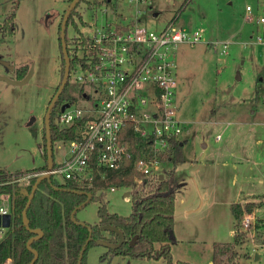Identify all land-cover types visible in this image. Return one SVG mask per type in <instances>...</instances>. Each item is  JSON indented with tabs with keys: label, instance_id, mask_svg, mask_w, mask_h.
<instances>
[{
	"label": "rangeland",
	"instance_id": "obj_1",
	"mask_svg": "<svg viewBox=\"0 0 264 264\" xmlns=\"http://www.w3.org/2000/svg\"><path fill=\"white\" fill-rule=\"evenodd\" d=\"M185 1L144 0L135 4L128 0H109L93 3L90 8L81 4L86 24L76 20L80 30L88 31L89 22L111 21L117 13L130 16L139 8L140 19L153 29L162 28L179 13L178 25L203 33L202 41L195 45L181 44L176 49L179 114L186 122L181 140H187L183 147L185 161L178 167L177 174L180 168L189 185L177 196L175 222L177 214L180 228L192 226L195 231H203L201 240L176 245L175 256L192 264H210L211 239L233 240L230 230L235 228L236 219L232 211L228 206L213 204L222 191V181H217L215 172L224 170L215 167H221L228 157L237 165L238 173L235 183L230 176L227 180L231 200L239 189L244 190V194L261 195L255 201L260 206L253 211L257 212L255 226L246 231L247 241L240 248L241 260L251 258L248 264H264V45L243 44L256 29L253 22L245 19L246 6L251 4L256 14H262L264 0H188L183 7ZM11 4V0H0V22ZM16 5L14 33L2 35L0 32V168L11 173L38 167L44 162L38 143L43 141L46 108L61 80L58 25L68 1L18 0ZM66 33L68 36L77 33L71 22ZM215 39L232 41L229 53L215 49L210 42ZM23 62L32 66L30 78L23 83L10 80L14 66ZM72 79L73 72L70 84ZM72 92L78 94L76 86L72 87ZM93 100L81 97L78 104L91 105ZM253 109L258 110L256 114L251 113ZM67 148L65 142L54 143V160L60 159ZM215 156L220 157L219 164H214ZM170 168V162L161 163L159 172L154 175L161 174L164 178ZM138 177L134 178L136 184H140L136 182ZM261 179L263 183L259 182ZM125 190L130 193L132 189L116 187L114 191H106L111 212L120 215L131 212L130 198L125 200L123 196ZM203 199L204 205H201ZM197 201L200 209L186 215L185 209L194 207ZM97 205L88 203L76 212V218L93 223L97 220ZM210 232L215 234L210 236ZM106 249L101 244L91 246L86 252V263L168 264L165 258L123 255H116L109 262L102 261L99 256ZM256 252L261 255L257 261ZM247 253L251 257H245ZM173 259L175 262L174 255Z\"/></svg>",
	"mask_w": 264,
	"mask_h": 264
},
{
	"label": "built area",
	"instance_id": "obj_2",
	"mask_svg": "<svg viewBox=\"0 0 264 264\" xmlns=\"http://www.w3.org/2000/svg\"><path fill=\"white\" fill-rule=\"evenodd\" d=\"M128 1L139 4L144 0ZM245 19L253 22L256 29L243 44L264 45V13L256 14L254 7L247 4ZM86 28L89 30L72 35L76 37L67 44L73 58L69 75L73 72L72 82L83 86L81 95L55 118L59 128L75 126L74 138L66 142V152L49 173L83 190L93 187L96 174L105 178L106 171L119 169L125 158L131 156L126 137L129 132L149 141L147 151L135 162L140 173L136 182H147L161 168L158 154L170 146L172 138L181 139L185 128L186 122L179 114L176 49L181 44L195 45L202 41L203 33L199 29H184L176 19L153 29L140 19L139 8L130 16L117 13L111 21L89 22ZM210 42L227 54L232 41ZM81 97L94 100L91 105L81 106L78 104ZM46 172L47 168L11 173L0 185L28 183ZM115 189L111 186L107 190ZM129 198L124 196L125 200ZM6 216L7 226L3 224ZM256 219L255 212L245 211L241 229L254 228ZM10 223L11 197L0 192V241ZM2 264H12L11 258L6 257Z\"/></svg>",
	"mask_w": 264,
	"mask_h": 264
},
{
	"label": "trees",
	"instance_id": "obj_3",
	"mask_svg": "<svg viewBox=\"0 0 264 264\" xmlns=\"http://www.w3.org/2000/svg\"><path fill=\"white\" fill-rule=\"evenodd\" d=\"M16 1L18 0H12L10 9L0 22L2 35H12L14 33ZM67 1L68 4L71 2V0ZM102 1L109 2V0H77L68 15L66 27L71 22L76 31L81 33L79 22L83 25L86 22L83 19L80 5L85 4L90 8L93 3L100 4ZM187 1L184 2L183 7ZM177 15L172 19H176ZM61 19L58 32L60 31ZM66 27L65 38L68 44L75 36H68ZM58 43L61 51L60 76L62 78L64 58L59 35ZM68 53L70 56L69 51ZM72 63L73 58L70 57V67ZM28 68L29 64L27 62L17 64L13 68L14 74L11 77L21 79ZM73 86V82L70 84V75H68V80L51 111L50 135L53 165H55L54 143L58 141L66 143L74 138L75 126L59 128L55 123L61 105L74 103L77 97L81 95L83 86L76 85L78 94L72 92ZM43 133V141L39 143V147L42 151L44 164L28 170H44L47 168L45 124L43 125ZM126 137L131 145V156L125 158L119 169L106 171L105 178H100L99 174H96L93 187L86 190L78 188L70 181L63 182L51 176L50 179L44 178L37 183L31 201L27 206L28 197L37 178H32L28 183L14 182L0 185V192H7L11 197V223L5 238L0 241V264L6 257L11 258L12 264H29L34 258L32 250L37 254L33 264H77L80 250L89 234V226L91 228V238L85 246L80 261V264H87L86 252L91 246L98 244L99 241L111 243L118 241V235L114 231L101 229L104 225H111L119 229L124 236V240L115 249L107 248L99 256L102 261L109 262L114 256L123 255L146 259L165 258L168 264H191L186 261L175 263L171 247L173 243L177 242L175 210L180 183L177 169L185 161L184 144H182L184 141L172 138L170 146L158 154L162 164L165 162L171 163V168L164 174V178H161V174H157L150 177L147 182L136 184L134 178L140 173L135 168V162L147 151L145 148L149 141L129 132ZM150 155H152L151 152ZM10 176L11 172L5 168H0V182L7 180ZM111 186L132 189L129 196L132 204L131 212L128 215H120L108 209L106 190ZM82 191L91 194L88 203L96 202L98 204L96 209L97 220L93 223L83 222L81 224L71 220L70 214L75 208L81 206L77 209L78 211L88 204H83L87 196ZM259 206L260 204L255 201H246L244 204L240 202L231 204V211L236 219L234 239L230 242H215L213 244L212 264H248L241 260L240 254V248L243 247L248 238V233L241 229V221L245 211L253 212ZM23 211H25L27 226ZM76 220L78 219L76 218ZM37 229L42 231V235L31 241V250L27 247V242L38 235L34 231ZM134 236H136V239L131 244L130 242ZM245 257L251 256L247 253Z\"/></svg>",
	"mask_w": 264,
	"mask_h": 264
},
{
	"label": "water",
	"instance_id": "obj_4",
	"mask_svg": "<svg viewBox=\"0 0 264 264\" xmlns=\"http://www.w3.org/2000/svg\"><path fill=\"white\" fill-rule=\"evenodd\" d=\"M76 1L77 0H71V2L68 4V7L64 11L62 19H61L59 36H60L61 50H62L63 58H64V70H63V75H62V78L60 80V83H59L55 93L52 95V97H51V99L49 101V104H48V106L46 108V112H45V116H44L45 136H46V150H47V172H46V174L38 177L36 182L33 184L31 193H30V195L28 197L27 206L29 205V203L31 201V198L33 196V193H34V190H35V188L37 186V183L41 179H44V178L50 179V177H51L49 171L51 170V168L53 166V163H52V144H51V135H50V115H51L52 109L56 105V101L58 99V96H59L60 92L63 90V88H64V86H65V84H66V82L68 80L69 67H70V56H69V53H68V48H67V43H66V38H65V27H66V22H67L68 15H69L70 11L72 10V8L75 6ZM11 67H12V65H11ZM31 74H32V66H29L26 74L21 79H15V78H13L11 76L9 77V79L13 80V81H16V82H19V83H23V82L27 81L30 78ZM68 106H69L68 103H64V104L61 105L60 110L63 111ZM185 142H186V140L184 142H182V144H184ZM161 178H163V175H161ZM82 193H84L87 196V199L83 203V204H86V203L89 202V200L91 198V194L89 192H85V191H82ZM80 207H78V208H80ZM78 208H75L71 212L70 217H71V220L83 224V222L78 221L75 218V214H76V211H77ZM23 216H24L25 224L27 226V221H26V217H25V211H23ZM8 223H9V217L6 216L4 218L3 224L5 226H7ZM101 229L102 230H112V231H114L118 235V241L116 243H111V242H107V241H99L98 244H101L102 246H104L106 248H109V249H115V248L119 247L122 244V242L124 240V236H123L122 232L119 229H117L116 227L111 226V225H104V226L101 227ZM34 231L38 235L28 240L27 247L29 249H31V247H30L31 241L33 239H35V238H37V237L42 235V231L41 230L37 229V230H34ZM88 231H89V234H88V237H87L84 245L82 246V248L80 250L77 264H80V261H81L85 246L87 245L89 239L91 238V228L89 226H88ZM135 239H136V236H134L132 238L130 243L133 244ZM32 251L34 253V258L31 260V262L29 264H33V262L35 261V259L37 257L36 252L34 250H32Z\"/></svg>",
	"mask_w": 264,
	"mask_h": 264
},
{
	"label": "crops",
	"instance_id": "obj_5",
	"mask_svg": "<svg viewBox=\"0 0 264 264\" xmlns=\"http://www.w3.org/2000/svg\"><path fill=\"white\" fill-rule=\"evenodd\" d=\"M12 1V0H11ZM12 5V4H11ZM11 7V6H10ZM10 7L8 8V10L10 9ZM7 10V11H8ZM6 11V12H7ZM5 12V13H6ZM258 110L256 109H253L251 110V113H254L256 114ZM258 143L261 142V139H259L257 141ZM40 143V142H39ZM39 143H38V146H39ZM187 143V140L184 144ZM207 146V144H205V147ZM40 148V147H39ZM40 151H41V148H40ZM41 154H42V151H41ZM62 158V157H61ZM60 158V159H61ZM215 158L217 159V162H214V164H219V160H220V157L219 156H215ZM60 159L58 160H55V162L59 161ZM44 161V160H43ZM187 161V160H186ZM223 165L221 167H215V168H224V170L222 172H219L218 170H216L215 172V176L217 178V181L218 180H221L222 182V191L220 192V195L217 196L216 200L213 202V204H217V205H225V206H228L231 210V204L232 203H235V202H240V203H243V202H246V201H256V197H259L261 196L260 193L259 194H244V190L242 189H239L238 192H236V196H235V199L231 200L229 194H228V190H229V176L231 178H233V182L235 183L236 182V177L238 176V173H237V168H236V164L235 162H233L232 158H228L226 157V159H224L222 161ZM238 163V162H237ZM44 164V162H43ZM233 165V167H232ZM41 166V165H40ZM25 170H28V169H23V171ZM183 172L181 171V169L179 168V174H178V177H179V182H180V185H179V188H178V191H177V196L178 194L180 193V191H182V193L187 189L189 183L188 182H185L186 181V178L183 177ZM231 173V174H230ZM181 179V180H180ZM184 182V183H183ZM219 182V181H218ZM259 182L263 183V180H259ZM127 194V191L125 190L124 193H123V196H125ZM234 194V195H235ZM264 195V194H262ZM204 199H203V202L201 205H204ZM200 204H198V201L196 203V205L194 207H191V208H186L185 209V213L186 215H189L190 213L194 212V211H197L200 209L201 207ZM257 214V212H255ZM233 214V213H232ZM258 215H260L258 213ZM234 216V215H233ZM175 231H176V236H177V242L173 243L172 244V253L175 257V263L177 261H186V262H190V261H187L185 259H182V257H176L175 254H176V245L180 244V243H189V242H195L197 241L198 239L201 240V232L203 231L202 229H199L198 231H195V228L192 227V226H189V227H186V228H180L178 226V217H177V214H176V222H175ZM264 233V232H263ZM215 233L214 232H210V236L211 235H214ZM218 235H221V233L217 232ZM208 233H205V236H207ZM230 235L232 236V239H234V235H235V228H231L230 230ZM214 238V237H212ZM217 240L215 239H211V242H212V246L215 242H223L222 239H219L218 237H216ZM264 243V242H263ZM242 249V248H241ZM240 249V250H241ZM257 251V250H256ZM246 253V252H245ZM255 253V252H254ZM257 253V252H256ZM212 254H213V248H212ZM261 258V255H259L258 253L256 254L255 256V261L259 260ZM249 260H251V258L245 260L246 263L249 262ZM212 264V259L210 261ZM191 263V262H190ZM192 264V263H191Z\"/></svg>",
	"mask_w": 264,
	"mask_h": 264
},
{
	"label": "flooded vegetation",
	"instance_id": "obj_6",
	"mask_svg": "<svg viewBox=\"0 0 264 264\" xmlns=\"http://www.w3.org/2000/svg\"><path fill=\"white\" fill-rule=\"evenodd\" d=\"M76 34V33H75ZM74 35V34H73ZM76 37V36H75ZM75 83V82H74ZM59 85V84H58ZM58 85H57V87H58ZM74 86H76V83L74 84ZM57 87L55 88V90H54V93H55V91H56V89H57ZM53 93V94H54ZM61 93V92H60ZM60 95V94H59ZM59 97V96H58Z\"/></svg>",
	"mask_w": 264,
	"mask_h": 264
}]
</instances>
